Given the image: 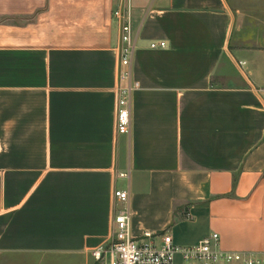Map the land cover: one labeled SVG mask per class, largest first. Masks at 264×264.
Returning <instances> with one entry per match:
<instances>
[{
	"label": "crops",
	"instance_id": "1",
	"mask_svg": "<svg viewBox=\"0 0 264 264\" xmlns=\"http://www.w3.org/2000/svg\"><path fill=\"white\" fill-rule=\"evenodd\" d=\"M237 4L0 0V264H95L116 189L137 240L264 253V35ZM126 6L139 87L118 134Z\"/></svg>",
	"mask_w": 264,
	"mask_h": 264
},
{
	"label": "built area",
	"instance_id": "2",
	"mask_svg": "<svg viewBox=\"0 0 264 264\" xmlns=\"http://www.w3.org/2000/svg\"><path fill=\"white\" fill-rule=\"evenodd\" d=\"M113 16L120 24L119 85L116 102V131L126 134L131 124L132 91L139 83L132 79V59L135 39L131 27L130 7H118ZM164 47L165 42L151 43L152 48ZM119 178L127 179L128 172H119ZM114 198L119 208L113 218L112 236L109 242L92 250L95 264H176L179 254L185 264H264V253L222 250L219 236L212 233L192 246H175L169 234L162 235L160 244L151 235L137 240L130 232L129 190L116 189Z\"/></svg>",
	"mask_w": 264,
	"mask_h": 264
},
{
	"label": "rangeland",
	"instance_id": "3",
	"mask_svg": "<svg viewBox=\"0 0 264 264\" xmlns=\"http://www.w3.org/2000/svg\"><path fill=\"white\" fill-rule=\"evenodd\" d=\"M237 3H238L237 5L239 7H242V9L244 10L243 13L246 16H248V18H251L253 15H255L256 17L261 19V22L259 24V27H260L259 32H260V34L264 35V10H263L262 6H260L259 4L255 5V3H259V0H257V1H254V0H237ZM119 44H120V40H119Z\"/></svg>",
	"mask_w": 264,
	"mask_h": 264
}]
</instances>
